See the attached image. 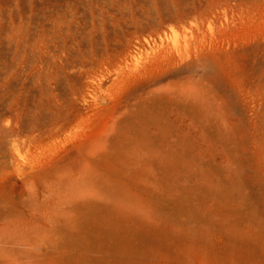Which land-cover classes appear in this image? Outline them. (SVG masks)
<instances>
[{"label":"rangeland","instance_id":"rangeland-1","mask_svg":"<svg viewBox=\"0 0 264 264\" xmlns=\"http://www.w3.org/2000/svg\"><path fill=\"white\" fill-rule=\"evenodd\" d=\"M0 86V264H264V0H0Z\"/></svg>","mask_w":264,"mask_h":264},{"label":"bare ground","instance_id":"bare-ground-1","mask_svg":"<svg viewBox=\"0 0 264 264\" xmlns=\"http://www.w3.org/2000/svg\"><path fill=\"white\" fill-rule=\"evenodd\" d=\"M183 15V14H182ZM177 17H179L178 15H176ZM184 16H185V14H184ZM184 16H182L183 18H184ZM187 16V15H186ZM73 18V19H72ZM72 18L70 19V20H68V21H60V23L56 26V28H54L53 27V30L51 31V34L49 35V37H48V39H50V40H52L54 43H55V41H61V43H62V48H66L67 46H70V47H74V44H75V37H76V28H77V26H76V24L74 25V19H75V17L74 16H72ZM184 20V19H183ZM65 22H66V24H67V22H68V25H66L65 24ZM65 26H67V29H65ZM64 36H68L69 38L67 39L66 37H64ZM47 39V40H48ZM51 41V42H52ZM45 43H44V45L48 48V46H51V45H49L50 43H48L47 41H44ZM55 44H57V43H55ZM58 46V45H57ZM47 48H45V50H47ZM23 49H25V48H23ZM39 49V48H38ZM51 49H52V46H51ZM48 51H52L53 52V50H47V52ZM23 52H24V50H22V54H23ZM44 54L46 55L47 53H45V51H44ZM57 54V53H56ZM43 56V55H42ZM42 56H41V58H42ZM19 57V56H18ZM45 59V58H44ZM50 59V60H49ZM49 60V61H48ZM57 60V61H56ZM58 60H60V57L59 56H57V55H55V53L54 54H52V53H50V55L49 56H47V60H44L45 61V65H49V66H51V70H52V74H54L55 72L57 73V77H58V79L60 78V74H61V72H60V70H55V69H59L60 67H59V65H60V63L58 62ZM54 77H50V79H53ZM56 78V77H55ZM2 86H0V88H1ZM3 91V90H2ZM6 94V93H5ZM154 96V95H153ZM5 101V100H4ZM21 105V104H20ZM1 106V105H0ZM39 108H40V106H39ZM9 109H10V107H9ZM19 109V108H18ZM22 108H20V110H21ZM16 112V111H15ZM18 112V111H17ZM19 114H20V112L18 113V116H19ZM45 113H44V111L41 109V110H39V111H37L36 113H35V116H37V119L36 120H34L33 119V123H31V125H30V127H31V132H32V134L33 133H35V131H38L37 133L38 134H36L35 136H38V137H40L41 135H42V133H45V129H46V127H47V123H48V121L46 120V117H45V115H44ZM41 115V116H40ZM61 115L59 114V113H57V112H55V116H54V120L55 121H60L61 120ZM60 127H58V128H62V125H59ZM8 128V127H7ZM7 128L6 129H2V127H0V144H1V141H3V140H7L6 138H8L9 136L8 135H10V136H14V135H18V134H16V133H14V130H11V129H9L8 128V130H7ZM11 133H14V135H11ZM8 136V137H7ZM12 138V137H11ZM6 142V141H5ZM3 146V145H2ZM5 146V145H4ZM6 147V146H5ZM1 152V151H0ZM88 201V205H87V207H88V212H90V213H95L96 211H97V209H98V207H96V206H94V203L91 201V199H89V200H87ZM101 211V210H100Z\"/></svg>","mask_w":264,"mask_h":264}]
</instances>
